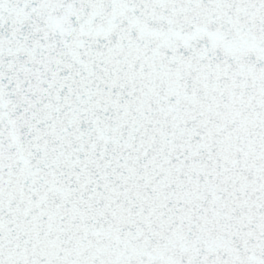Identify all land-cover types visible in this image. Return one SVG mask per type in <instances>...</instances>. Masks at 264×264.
Returning <instances> with one entry per match:
<instances>
[{"label":"snow or ice","instance_id":"snow-or-ice-1","mask_svg":"<svg viewBox=\"0 0 264 264\" xmlns=\"http://www.w3.org/2000/svg\"><path fill=\"white\" fill-rule=\"evenodd\" d=\"M0 264H264V0H0Z\"/></svg>","mask_w":264,"mask_h":264}]
</instances>
